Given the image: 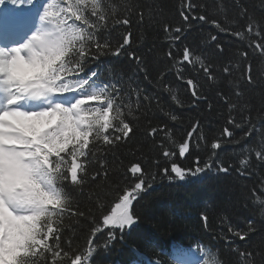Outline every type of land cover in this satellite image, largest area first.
Here are the masks:
<instances>
[{"label":"snow or ice","instance_id":"snow-or-ice-1","mask_svg":"<svg viewBox=\"0 0 264 264\" xmlns=\"http://www.w3.org/2000/svg\"><path fill=\"white\" fill-rule=\"evenodd\" d=\"M13 5L23 6L31 0H10ZM77 5L87 6L88 0H75ZM6 0H0L4 5ZM93 10L90 14L73 8L72 4L61 7L57 0L45 3L42 15H39V28L23 43L15 42V35L6 33L3 21L0 20V264H35L34 258H41L42 264H85L82 247L73 248L71 239L65 240L62 218L65 212L88 222L83 233L84 245H94L89 248L94 254L99 245L97 237L107 233L108 241L116 237V231L121 233L137 223L133 205L143 191L152 186L157 174L172 180H184L187 176H195L214 166L218 172L228 173L229 167L215 159L217 149L222 147L219 138L210 145L207 137L200 129V122L191 124V130L186 137L177 141L168 124L152 127L148 133L157 136L166 133L156 148L158 155L155 159L146 161L157 171H150L141 163H134L128 169L132 179L125 177L123 184H117L111 192L115 199L114 206H109L103 200L87 212L81 211L75 201L72 189H82L87 175L86 165L96 158L101 144L111 148L122 140L131 138L135 132L131 127L129 111L123 112L124 97L127 95L115 80L99 81V72L90 68L91 61H97L103 56L127 55L137 63L138 70L147 72L141 66L143 58L134 51H130L132 33L122 34V41L115 45L111 42V32L121 25H129V16L120 19L118 16L110 18L97 11V0H92ZM197 7L187 3L180 11L183 25L172 27L165 24L164 31L169 39V51L166 53L169 60H175L172 48L181 40V33L191 27L189 15ZM58 9V11H53ZM129 15L131 14L129 9ZM61 13L70 15L72 24L62 19ZM143 20V12L137 13ZM240 17L245 18V24L240 27H225L221 22L205 15H191V20L212 24L219 32L244 40L247 34L248 47L264 55V23L249 17L247 10L241 7ZM92 17V18H90ZM55 21V23L53 22ZM80 22L76 25V22ZM238 24V21H234ZM243 29V30H241ZM252 37H256L255 40ZM211 41H217L216 35L210 36ZM12 40L8 44L5 41ZM217 52L223 53L224 46L215 45ZM248 53L238 52L237 63H242ZM195 56V61L193 57ZM45 57H53L51 64L44 70L38 71L37 64L42 63ZM175 68L177 80L182 81L191 93V103L179 99L173 92L171 85L165 83L169 68L161 72L157 78V85L169 94V98L178 107H197L198 103L207 99L203 95L202 87L192 77L184 75V65H188L195 72L202 71L207 81H217L228 77L232 67L225 65L218 68L211 62H205L201 55L194 54L188 46L183 52ZM233 64V61H229ZM215 69V71H214ZM217 72L223 74L217 76ZM242 75L249 84H252V68L249 64L243 69ZM137 111L140 106L151 110L154 99L157 100V110L171 122L180 118L169 109L165 110L154 95L137 87L134 89ZM217 95L228 105L229 116L227 125L231 129L242 128L248 125L242 139H247L257 131L251 115H244L241 108L237 115H232L237 104L230 102V97L223 92ZM237 99L242 93H235ZM87 101L96 102L95 106L88 105ZM212 105L209 104V108ZM115 112V117L110 113ZM115 120V123H113ZM222 137L230 138L228 142L240 143L234 138V131L225 126ZM92 138V142H90ZM201 141L210 146L212 152L207 159L196 155L194 168H185L178 161L193 154L195 148L201 151ZM261 145L256 148V158L264 163V131L261 132ZM253 150L249 148L251 153ZM83 161V163H81ZM105 161H100V168L105 169ZM249 161L241 160L246 168ZM83 172L84 175H80ZM107 170L96 173L106 176ZM241 175L244 170L241 169ZM264 184V181H262ZM51 186V189L50 187ZM106 197L105 199H107ZM54 205V206H53ZM260 213L264 216V201H261ZM55 218V219H54ZM207 226V217L202 216ZM240 240L247 238L246 234L228 228ZM231 243V241H226ZM235 251V250H234ZM80 254H77V253ZM248 258L254 254L250 252L238 253ZM63 259H60V258ZM176 264H201L202 257L190 249H176L174 253ZM90 260V255L87 257ZM206 264V262H205ZM220 264H224L220 261ZM245 264H254L246 259Z\"/></svg>","mask_w":264,"mask_h":264},{"label":"trees","instance_id":"trees-1","mask_svg":"<svg viewBox=\"0 0 264 264\" xmlns=\"http://www.w3.org/2000/svg\"><path fill=\"white\" fill-rule=\"evenodd\" d=\"M65 7L72 4L74 10L80 9L90 14L93 10L92 0H88L87 6L77 5L75 0H64ZM197 5L191 15H205L209 20L215 19L225 27H240L245 24V18L240 17V9L247 10L249 17L264 23V0H97V11L108 15L110 18L129 16L131 23L121 25L111 32V42L115 45L122 41V34L128 31L132 33L130 51H134L143 58L142 68L147 72L138 70L137 63L130 60L127 55L103 56L97 61L90 62V68H96L109 80H115L120 84L125 95L123 112H132L127 119L131 123L135 134L131 138L122 140L111 148L101 144L95 159L87 165V175L82 189H72L75 201L81 211L87 212L103 200L110 207L116 202L111 197L112 189L117 184H123L125 177L132 179L128 169L134 163H141L150 171H157L146 161L156 158V148L165 137L161 132L157 136L148 135L152 127L168 124V128L177 141L186 137L191 130V124L200 122V129L207 137L210 145L219 138L222 147L216 151L215 159L229 167L228 173L218 172L214 166L195 176H187L186 183H175L157 174L150 188L141 193L134 201L133 210L138 217L137 226L129 232L116 231V237L108 241L107 233L98 236L99 245L94 254L89 248L95 249L94 245H84L83 233L88 227V222L65 212L62 218V226L67 229L64 232L65 240L73 241V248L82 247L85 264H135L136 257L133 251L147 255L145 263L165 264L164 257L160 252L166 250L171 243L189 245L198 241L205 242L211 249L212 258L206 259V264H245L246 259H251L254 264H264V216L260 213L261 201H264V163L255 156L254 151L261 145V132L264 131V55L259 50L248 47V37L242 41L234 36L219 32L212 24L199 20L189 21L191 27L182 32L181 40L172 48L175 60H169L166 53L169 51V39L164 31V25L172 27L183 25L180 11L186 14V4ZM59 4V2H57ZM129 9L131 14L129 15ZM53 11H58L54 9ZM67 11V9H66ZM143 12L144 18L140 20L137 13ZM61 17L68 24L73 23L70 15L61 13ZM92 18V17H90ZM238 21V24H234ZM55 23V21H54ZM80 22H76L78 26ZM243 30V29H241ZM216 35L217 41H211L210 36ZM253 40L256 37H252ZM220 43L224 46L223 53L217 52L215 45ZM184 46H188L194 54L201 55L205 62H211L218 68L225 65L232 67L230 76L207 81L202 71L195 72L188 65H184V75L192 77L199 85H203V95L206 100L198 103L197 107H178L170 98L169 94L157 85V78L161 72L169 68L165 83L171 85L173 92L180 100L191 103V93L187 86L176 79L175 68L181 67L176 63L183 52ZM248 53L242 63H237L233 58L238 52ZM195 61V56L193 57ZM233 64H229V61ZM251 65L253 83L249 84L242 75L243 69ZM215 71V69H214ZM222 77L221 72L216 73ZM99 76L98 80L102 81ZM139 87L149 95H154L159 104L167 111L171 109L179 116L175 123L171 122L157 110V100L151 104V110L140 106L137 111L134 89ZM223 92L230 97V102L237 104L232 115L240 117L237 113L244 108V115H251L252 122L257 131L247 139H242L248 130L245 124L242 128L231 129L227 125L229 116L228 105L217 95ZM242 93L239 100L235 93ZM209 104L212 105L209 108ZM115 117V112L110 113ZM115 123V120H113ZM225 126L234 131L235 140L240 143L228 142L230 138L222 137L221 132ZM92 142V138H90ZM202 150L178 162L185 168H194L195 158L198 154L202 159L212 152L205 141H201ZM249 148L253 151L250 153ZM247 159L248 166L245 168L241 160ZM104 160L105 169H101L100 161ZM83 163V161H81ZM241 169L244 175H241ZM107 170L106 176L92 177ZM80 175H84L80 172ZM108 197L107 199H105ZM54 206V205H53ZM202 216L207 217V226ZM55 219V218H54ZM246 234L247 238L240 240L235 237L228 228ZM215 241L213 247L209 242ZM226 241H231L228 243ZM235 250V251H234ZM250 252L252 257H242L238 253ZM77 254H80L79 252ZM90 255V260L87 257ZM35 264H42L41 258H34ZM60 259H63L62 257Z\"/></svg>","mask_w":264,"mask_h":264},{"label":"clouds","instance_id":"clouds-1","mask_svg":"<svg viewBox=\"0 0 264 264\" xmlns=\"http://www.w3.org/2000/svg\"><path fill=\"white\" fill-rule=\"evenodd\" d=\"M53 57H45L42 63L37 64L38 71H44L52 62ZM51 189V186H49Z\"/></svg>","mask_w":264,"mask_h":264},{"label":"rangeland","instance_id":"rangeland-1","mask_svg":"<svg viewBox=\"0 0 264 264\" xmlns=\"http://www.w3.org/2000/svg\"><path fill=\"white\" fill-rule=\"evenodd\" d=\"M21 15H22L21 13L18 14L17 20H20L21 19ZM8 17H9V15H5L3 17L4 30H5L6 33H9L11 31V29H9V23L7 22ZM32 28H33L32 26H27V29L28 30H30V29L33 30Z\"/></svg>","mask_w":264,"mask_h":264},{"label":"bare ground","instance_id":"bare-ground-1","mask_svg":"<svg viewBox=\"0 0 264 264\" xmlns=\"http://www.w3.org/2000/svg\"><path fill=\"white\" fill-rule=\"evenodd\" d=\"M27 18H28V17H27ZM27 21L30 22L29 19H27ZM31 25H32V24H31Z\"/></svg>","mask_w":264,"mask_h":264}]
</instances>
